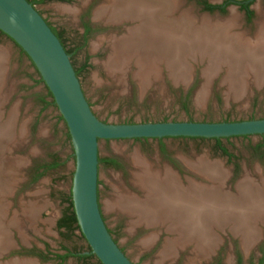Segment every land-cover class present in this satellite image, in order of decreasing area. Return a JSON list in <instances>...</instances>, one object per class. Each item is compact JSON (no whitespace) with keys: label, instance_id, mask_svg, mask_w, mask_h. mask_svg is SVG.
<instances>
[{"label":"rangeland","instance_id":"374dc122","mask_svg":"<svg viewBox=\"0 0 264 264\" xmlns=\"http://www.w3.org/2000/svg\"><path fill=\"white\" fill-rule=\"evenodd\" d=\"M109 1L40 2L36 4V10L42 18L64 31L66 45L71 48L79 45L80 19L88 8L89 19L94 24L116 23L108 21L107 16L95 18V12ZM254 10L256 15L250 24L237 11H230L239 19L234 30L245 32L250 39L257 30L259 11L264 13V0H257ZM179 11H191L196 18L203 17L191 0H181ZM230 14L206 17L226 20ZM127 33L115 34L112 30L98 33L85 48L74 53L70 61L77 70L88 60L87 68L80 72L78 80L91 111L101 122L212 123L264 119V78L257 81L246 76L239 89L234 83L229 84L227 67L223 66L204 88L203 75L208 68L206 58L187 57L186 77L177 80L163 64L157 69L156 76L147 82L139 78L134 60L122 65L115 61V68L114 63L111 65L115 54L113 43ZM37 80L29 60L9 39L0 37V264H60L55 256L63 254L64 249L85 250L86 243L77 231L67 235L56 226L67 207L74 157L67 128L57 109L43 107L39 102L46 95V89L44 85L36 84ZM261 143L264 138L259 136L222 140V147L232 156L229 160L209 139L100 140L99 157L114 158L122 164L120 171L99 166L98 201L105 224L123 254L132 264H238L237 257L241 259L239 264H264V223L254 225L256 236L248 250L243 248L232 225H224L213 227L211 248L209 246L206 254H200L192 242L176 248L174 253L164 254L170 244L178 246L175 243L178 234L169 230L167 224L133 225L131 218L114 206L106 208L121 194L143 199V193L134 184L135 158L162 172L175 171L163 159L161 150L183 168L187 184L212 185L210 176L202 171L201 165L206 164L216 167L220 173L222 185L219 186L223 193L236 196L237 187L244 180L260 187L264 182V155L259 157L252 148ZM51 158H57L60 166L32 184V168L51 162ZM20 248L46 253L49 261L42 263L34 257L18 256L16 252H21ZM16 256L23 259H16ZM65 264L80 263L69 258ZM88 264L98 263L94 259Z\"/></svg>","mask_w":264,"mask_h":264},{"label":"bare ground","instance_id":"6f19581e","mask_svg":"<svg viewBox=\"0 0 264 264\" xmlns=\"http://www.w3.org/2000/svg\"><path fill=\"white\" fill-rule=\"evenodd\" d=\"M180 4L181 0H111L99 8L95 12L97 19L107 16L108 21L135 24L126 36L114 41L111 65L114 63L117 68L115 61L122 65L134 60L139 78L147 82L163 64L177 80L186 77L187 57L206 58L204 88L223 66L227 67L229 84L234 83L239 89L246 76L257 81L264 78V13L261 10L255 36L250 39L245 32L234 30L239 23L235 13L226 20L196 18L191 11L180 12ZM134 164L137 169L134 184L143 193V199L121 194L106 208L114 206L128 215L133 225L167 224L169 230L178 234L175 241L178 246L170 244L164 254L174 253L176 248L189 242L195 244L200 254H206L211 248L213 227L224 225H232L243 248L249 249L256 236L254 225L264 223V182L258 187L244 180L233 196L221 192L222 178L211 165L200 167L212 182L210 187H204L194 182L182 185L173 173L153 169L140 158H135Z\"/></svg>","mask_w":264,"mask_h":264},{"label":"water","instance_id":"95a60500","mask_svg":"<svg viewBox=\"0 0 264 264\" xmlns=\"http://www.w3.org/2000/svg\"><path fill=\"white\" fill-rule=\"evenodd\" d=\"M201 16L210 17L206 13ZM0 32L24 52L50 92L70 138L74 157L71 199L77 225L101 264H132L109 234L98 201L100 140L203 138L264 135V119L240 122L109 124L95 117L57 37L26 0H0ZM16 259L22 260L16 256ZM26 259V258H25Z\"/></svg>","mask_w":264,"mask_h":264},{"label":"flooded vegetation","instance_id":"af4514ba","mask_svg":"<svg viewBox=\"0 0 264 264\" xmlns=\"http://www.w3.org/2000/svg\"><path fill=\"white\" fill-rule=\"evenodd\" d=\"M26 1L29 4H31L35 10H36V4L41 2V0H26ZM48 2L67 3L68 0H65L64 2H60V1H48ZM191 2L193 3V5L195 6V8L197 9V11L199 13H206L210 16V18L212 16L214 18L223 17L228 13L230 14V11L233 10V11H237L238 14H240L244 18L245 22L250 24L251 22H253L255 15H256L255 10H254V5L257 2V0H215L214 2L210 1V0H191ZM36 11L38 12V10H36ZM231 13H235V12H231ZM38 14L42 17V15L39 12H38ZM89 15H90V9L88 8L85 11V13L83 14V16H81V19H80L79 45H73V46H71V48L66 45L67 41H66V38L64 36L65 35L64 31L59 30L58 28H56L55 26L50 24L46 19L43 18L44 21L46 22V24L49 26V28L54 32L55 36L57 37V39L61 43L64 50L67 52L70 61L74 57V53H77L81 49L85 48L87 46L89 40L94 35H96L98 33H106L107 31H111V30L113 32H115V34H120L121 32L127 33L129 29H131L132 27L135 26L134 22H131V21H124V22H120V23L105 22V23H102L100 25H97V24H94L93 22L90 21ZM236 16H237V14H236ZM87 64H88V60L79 69L74 70L75 73L77 72L80 74V72L83 69L87 68ZM144 140H157L158 141L160 139H144ZM162 152L163 151L161 150V154H162L163 159L169 164V166H171V169L175 170V171L171 170L173 175L176 178H178V180L183 185H187V182L185 179L186 177L183 173V168H180L174 159L170 158V156H168V155L164 154V152L163 153ZM107 158L114 160L119 165V168H117V169H115L114 167H110V168H112L114 170H118V171L122 170V164L119 160L114 159V158H110V157H107ZM51 159L52 160L49 163L39 165L35 169H34V167L32 168V170H31L32 172H31V176H30V181L32 182V184L36 183L38 180H40L46 174L45 173L42 177H40L39 179H37V181L34 182L35 177L38 176L41 172H43L44 169L46 168V166H49L55 160L59 164V160L57 158H54V159L51 158ZM59 166H60V164H59ZM99 166L100 165H98V168H99ZM57 168L50 170V171H54ZM99 208H100V212L102 215V219L105 223L104 216L102 214L100 205H99ZM105 226H106V224H105ZM106 228H107V226H106ZM107 230H108L109 234L111 235L113 241L118 246V243L113 238L111 231L108 228H107ZM84 242L86 243L85 240H84ZM44 246H45L44 248L47 249L46 243H44ZM87 246L88 245L86 243L84 252H73L71 250L64 249L63 254L55 256L56 260L60 264H65V262L69 258H73V259L77 260L80 264H88V262L95 259L98 263L99 261L96 259V257H90V252L88 251ZM21 249H22V251H21ZM119 249H120V247H119ZM120 250L123 252L122 249H120ZM20 251L21 252H16V255L25 256V257L26 256L34 257L42 263H46L49 261L47 259V257L45 256L46 253H41L39 251L34 252L35 250L33 251L32 248L31 249L20 248ZM64 256L66 257L65 259H63V258L58 259L59 257H64ZM239 260L241 261V259L239 257H237V263L238 264L240 263Z\"/></svg>","mask_w":264,"mask_h":264},{"label":"trees","instance_id":"16d2710c","mask_svg":"<svg viewBox=\"0 0 264 264\" xmlns=\"http://www.w3.org/2000/svg\"><path fill=\"white\" fill-rule=\"evenodd\" d=\"M48 1H60V2H64L65 0H41V2H48ZM52 31V30H51ZM53 32V31H52ZM54 34V32H53ZM55 35V34H54ZM0 37H5L7 38L3 33L0 32ZM8 39V38H7ZM15 45V44H14ZM16 46V45H15ZM17 47V46H16ZM18 48V47H17ZM19 51H20V54L24 57H26V55L24 54V52L22 50H20V48H18ZM66 52V51H65ZM67 53V52H66ZM68 55V54H67ZM27 58V57H26ZM28 59V58H27ZM33 66V65H32ZM37 76H38V80L35 82L36 84H43L41 78L39 77V74L37 73V71L35 70ZM76 74V77L78 78L79 76V73H75ZM45 87V86H44ZM46 89V95L44 97H41L39 99V102L40 104L43 105V107H48V106H53L56 108L55 104H54V101H53V98L50 94V92L47 90V88L45 87ZM47 99H50V102L47 100ZM61 118V117H60ZM62 120V118H61ZM63 121V120H62ZM250 136H244V137H236V138H243V139H247L249 138ZM261 137L262 139L264 138V135L262 136H259ZM68 138H69V135H68ZM70 139V138H69ZM179 139H193V140H206V139H203V138H179ZM232 138H227L225 139L226 141L230 140ZM136 141H139V140H144V139H135ZM163 139H160L158 141H162ZM212 141L215 142L216 144V147L217 149L225 156L227 157V159H232V156L231 154H229V152L227 151L226 148L222 147L221 145V142L222 140L224 139H210ZM253 152L258 155L259 157H263L264 155V143H261V144H258L256 145L255 147L252 148ZM98 165H105L107 167H114L115 169L119 168V165L112 159H109V158H100L98 157ZM59 166V164L57 163V161L55 160L52 164H50L49 166H46V168L44 169L43 172H41L38 176L35 177L34 179V182L37 181V179H39L40 177H42L45 173H47L48 171L50 170H53L55 168H57ZM99 185V183H98ZM67 201V207H66V210L65 212L63 213V215L61 216V218H59V220H57V229L60 231V230H64L65 231V234H73L75 233L76 231L80 234V237L82 239L83 236L81 235L80 231H79V228H78V225H77V221H76V217H75V214H74V210H73V203H72V199H71V194L68 196V198L66 199ZM88 247V251L90 252V257H95L93 254H91V251H90V248L89 246ZM58 258V257H57ZM65 259L66 257H59L58 259ZM240 261V260H239ZM99 264H101L100 262H98Z\"/></svg>","mask_w":264,"mask_h":264}]
</instances>
